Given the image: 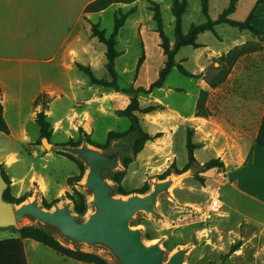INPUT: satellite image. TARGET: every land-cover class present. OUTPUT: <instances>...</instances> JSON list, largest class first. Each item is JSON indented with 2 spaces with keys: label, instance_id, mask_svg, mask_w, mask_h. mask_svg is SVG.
Returning a JSON list of instances; mask_svg holds the SVG:
<instances>
[{
  "label": "rangeland",
  "instance_id": "rangeland-1",
  "mask_svg": "<svg viewBox=\"0 0 264 264\" xmlns=\"http://www.w3.org/2000/svg\"><path fill=\"white\" fill-rule=\"evenodd\" d=\"M260 2L264 3V0ZM228 4L229 0H214L212 7H209L210 17L217 19L228 8ZM108 8L100 18L88 13L84 15L85 20H82L80 29H77L80 31V38L76 42V48L80 54L72 51L70 60L62 65L69 74V81L59 94L52 96L48 93L47 101L50 102L46 114L53 128L50 143L41 141V129L37 123L42 105L32 101L35 95L41 93L42 70L52 64L27 60L0 62L3 66L24 69L21 71L23 86L20 88L17 82L8 89L11 99L5 106V118L10 133L0 131V170L6 179V189L9 190L15 207L35 200L42 207L51 210L68 205L81 222L86 221L96 211L93 191L86 186L88 162L84 157L65 149L66 146L88 144L106 153L118 151L120 167L117 170L106 171L105 176L113 186L114 196L128 198L140 193H121L118 184L112 179L114 172L125 169L124 159H132L121 182L125 192H133L145 184H148L151 190L154 182L170 179L172 175L188 170L186 140L189 130H194L195 142L206 145L208 135L202 130V125L206 122L201 120L200 123H196L194 105L201 98V91L207 90L208 81L203 76L187 77L179 69L174 68L162 91L156 88L154 92L139 94L143 109L162 102L157 111L136 112L143 130L153 136L156 134L160 136L145 142L143 149L134 155V143L138 138L134 133L123 135L131 129L132 121L121 114V111L131 103V96L111 87L92 84L89 77L78 69L76 64L90 65L99 79L111 81V75L106 68L107 48L92 35L91 23L98 24L109 36L114 29L115 17L132 9L135 15L132 13L127 16L117 35V50L120 55L116 58V71L119 86L149 88L159 78L160 71L166 65L167 55L162 48V39L157 31L151 3L141 10L123 9L117 7L116 3ZM160 9L163 14L164 9L162 10L161 6ZM187 12L188 15L183 16L184 33L189 32L193 25L207 21L201 12L200 0H191ZM244 15L243 9L235 18L242 20ZM173 16V12L165 13L164 22V30L172 48L176 40V18ZM256 27L263 33L260 36V43L263 46L264 67V24ZM215 30V33L200 34L197 39L198 45L182 48L175 61L182 63L194 74L209 72L208 76L216 75L220 58L225 55L226 49L239 41V38L238 29H232L227 24H220ZM23 43L24 41H19L17 47L13 48L10 41L2 40L0 54L27 58ZM36 48L41 59H46L52 46L46 48L42 42H38ZM256 59L254 56L246 57L243 62L250 63L255 68L261 67ZM57 74H62L61 68L52 75L54 77ZM220 93L219 95L225 96V93ZM206 100L207 97L201 111L205 115ZM111 133L113 135L110 139ZM206 150L202 148L198 150L200 159H210L213 153ZM262 152L254 153L251 163L243 169L240 164L225 165V168H212L207 171H203L197 165L189 168L192 172L177 180L170 188L169 194L163 193L158 198L156 203L158 214L138 212L130 220V226L142 231V238L146 244H160L165 251V261H168L179 248L189 247L185 264H264V152ZM220 153L226 157L223 150ZM174 162L175 167H172ZM237 171L243 190L232 186L236 183ZM77 191L87 197L88 209L84 215H79L75 211L73 198ZM219 192L223 195L222 199L226 206L215 212L211 209L210 203L213 197H219ZM21 200L24 201L19 203ZM27 225L46 228L65 245L96 252L109 264H121L108 246L73 242L65 238L59 230L42 224L31 216L26 217L17 226L0 227V240L17 235L15 228ZM238 243L239 248L232 252V246ZM26 248L32 264H58L57 260L62 258L53 249L33 240H26ZM69 262L75 264L73 260Z\"/></svg>",
  "mask_w": 264,
  "mask_h": 264
},
{
  "label": "crops",
  "instance_id": "crops-1",
  "mask_svg": "<svg viewBox=\"0 0 264 264\" xmlns=\"http://www.w3.org/2000/svg\"><path fill=\"white\" fill-rule=\"evenodd\" d=\"M92 1L94 0H0V41H10L13 48L17 47L16 44L19 41H24V51L27 53V58H18L14 57V55L3 56L0 54V62L27 60L52 64L41 72L40 82L42 89L40 94L49 93L52 96L59 94L69 81V74L62 65L70 60L72 51L78 55L80 54L76 48V42L80 38V31H77V29H80L82 20H85L84 15L87 14L85 8ZM150 1L159 4L162 10L164 9L162 17H164L163 21L165 22V13L169 14V12H172L173 0H136L132 3H116V5L123 9L137 8L141 10L146 8L150 4ZM190 1L187 0L188 9L190 8ZM200 1L202 12V0ZM213 1L209 0L210 8ZM230 3L231 0H229L228 7ZM108 9L88 14H93L97 18H100ZM243 9L245 11L244 18L242 20L236 19L235 15ZM252 13L254 14L252 24L255 27L256 25L264 24V3H261L260 0H237L236 11L231 17L239 21H245ZM185 14L187 16L188 12ZM169 20H172V16ZM232 29H238L239 41L226 49L224 54L229 53L236 46L245 44H249L253 50L251 49L236 61L223 83L214 87L209 81L212 77L208 76L206 78L208 81V88L205 90L208 92L206 115H197L199 99L195 105L193 104L196 123L198 124L201 120H204L206 123L202 125V130L208 135L206 145L196 142L201 145V147L195 150V156L197 161H199L197 166L200 167L207 163V161H210L211 157H215V159L223 161L226 166L240 164L241 169H243L251 163V157L254 153L264 152V149L257 143V137L264 118L263 46L260 43V36L263 33L261 31V33L255 34L249 29H239L237 27H232ZM38 42H42L46 48L52 46L48 52L50 54L48 58L41 59L40 55L37 54L36 44ZM50 42H55V44ZM252 56L257 58L256 60L261 67L255 68L250 63L243 62L246 57ZM60 68L62 69V74H57L53 77L52 74ZM23 70V67L17 68L0 64V85L3 90L1 102L4 107V113L6 111L5 106L9 103V99H11L8 89L12 84L17 82L20 88L23 86V78L21 76V71ZM18 72L19 74H17ZM159 90L162 91V87ZM220 92L225 93V96L219 95ZM40 94L35 95L32 102H36ZM209 94L213 95L209 96ZM159 105L162 106V102ZM201 148L207 149L206 151L210 150L213 153L210 159L202 160L199 158L198 150ZM221 148L226 157L220 153L222 151ZM239 171L235 172L236 183L232 184V186L243 190L239 183ZM222 196L219 192V199L225 207L226 203L223 201ZM16 236L18 234L9 236L8 238ZM26 240L33 239L24 240L28 264H32L26 248ZM61 256L62 258L57 260L58 264H71L69 261L73 259ZM73 261L75 264H85L76 260Z\"/></svg>",
  "mask_w": 264,
  "mask_h": 264
},
{
  "label": "trees",
  "instance_id": "trees-1",
  "mask_svg": "<svg viewBox=\"0 0 264 264\" xmlns=\"http://www.w3.org/2000/svg\"><path fill=\"white\" fill-rule=\"evenodd\" d=\"M136 0H94L90 2L85 8V12H100L108 7H110L114 3H132ZM152 4L151 10L154 11V20L157 23V31L160 34L162 39V48L165 51V55H167L166 65L160 71L159 78L153 82L149 88H145L143 86L134 88L127 87L121 88L118 84V73L116 71V58L120 55L117 50V35L120 29L123 27L125 20L129 14L133 13V9L126 14H123L119 17H115L114 20V29L111 35L107 36L106 30L100 29L98 24L91 23L92 27V35L97 37L98 40L103 43L106 48V68L111 75L112 80L107 81L105 79H99L90 65H84L81 63H77L78 69L84 72L90 79L92 84H97L105 87H111L118 91H123L128 93L131 96V103L127 108L121 111L123 116H127L132 121V127L129 132L124 133H134L137 136L138 141L134 143V155H137L144 146V143L150 140H154L158 138L160 135H151L148 132L144 131L139 122V118L136 112L141 111L143 113H151L159 110L160 105L154 104L150 105L147 108H142L139 101L140 93H151L156 88H161L165 85V82L172 72V70L176 67L179 71L187 76V77H205L207 78L208 74H193L189 72L182 64H179L175 61V57L179 50L186 46H197L198 36L207 31L216 32L215 26L218 24H228L232 27H237L239 29H249L255 34L261 33V30L256 28L252 24V19L254 14H250V16L245 21H239L233 19L231 15L236 11L237 8V0H231L230 6L221 13L217 19H212L209 14V0H202V13L207 18V21L200 25H193L189 32H183V16L187 12L188 2L187 0H173L172 12L176 18V26H175V44L172 48L170 45V41L164 30V21L162 17V12L159 4L150 1ZM252 48L249 44H245L242 46H236L229 53L223 55L220 58V66L216 68L217 74L213 75L210 78V83L212 86H217L223 83L228 73L230 72L231 67L236 63V61L244 54L248 53ZM253 50V49H252ZM142 61V59H141ZM3 95V90L0 85V131L3 133H10V128L7 124L4 107L1 102ZM208 92L205 90L201 91V98L198 101L197 106V115L202 114V106L205 98L207 97ZM48 94L42 93L36 99V104L42 105V110L38 113L37 123L41 129V141L44 143H50L51 137L53 135V128L48 120L46 114V108L50 101H47ZM42 101V102H41ZM194 130H189L187 133L186 147L188 149V164L187 169L198 165L197 158L195 156V150L201 147L200 144L194 142ZM113 133L110 134V139ZM257 143L264 149V118L262 121V125L257 137ZM73 144V143H70ZM132 162V159H124L123 166L124 170H119L113 173L112 179L116 184H118V188L121 193L131 194V193H140L146 194L150 190V186L145 184L142 188H139L133 192H125L123 187L121 186V182L126 175V169ZM172 167H175V162ZM225 164L220 159H211L207 163L201 166L203 171H207L212 168H224ZM181 171V170H178ZM203 181L204 178H201ZM4 199L10 203H13L12 198L10 196L9 190L6 189L4 191ZM75 211L79 215H84L88 209L87 197L85 194L81 192H76V196L73 198ZM24 200H21L19 203H22ZM15 232L18 233V236L6 238L0 240V264H28V259L25 251L24 240L25 239H33L36 240L43 245L55 250L57 253L71 258L73 260L89 263V264H109V262L100 254L92 251H85L79 248H71L64 243H62L56 236H54L49 230L43 228L41 226L36 225H27L21 228H15ZM240 246V243L232 246L231 251H236Z\"/></svg>",
  "mask_w": 264,
  "mask_h": 264
},
{
  "label": "water",
  "instance_id": "water-1",
  "mask_svg": "<svg viewBox=\"0 0 264 264\" xmlns=\"http://www.w3.org/2000/svg\"><path fill=\"white\" fill-rule=\"evenodd\" d=\"M65 149L84 157L89 165L86 186L93 191L96 211L81 222L68 205L54 210L42 207L37 200L15 207L4 199L7 183L0 170V227L17 226L26 217H34L61 232L76 243L104 244L115 254L121 264H185L189 247L179 248L165 261V251L158 243L148 245L142 231L130 226V220L141 211L158 214L156 203L163 193H170L172 185L182 176L192 172L188 169L174 174L170 179L153 183L145 195L134 194L128 198L113 195V186L105 176L106 171L120 167L118 151L106 153L91 145L66 146Z\"/></svg>",
  "mask_w": 264,
  "mask_h": 264
},
{
  "label": "built area",
  "instance_id": "built-area-1",
  "mask_svg": "<svg viewBox=\"0 0 264 264\" xmlns=\"http://www.w3.org/2000/svg\"><path fill=\"white\" fill-rule=\"evenodd\" d=\"M210 207L213 211L219 212L221 209L224 208V204L222 201L219 199L218 196H215L212 198V201L210 203Z\"/></svg>",
  "mask_w": 264,
  "mask_h": 264
}]
</instances>
